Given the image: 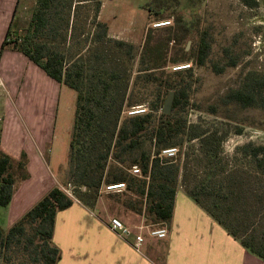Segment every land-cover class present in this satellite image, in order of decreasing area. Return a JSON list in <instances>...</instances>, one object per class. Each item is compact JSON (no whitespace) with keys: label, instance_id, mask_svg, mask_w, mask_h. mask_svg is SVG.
Instances as JSON below:
<instances>
[{"label":"trees","instance_id":"obj_1","mask_svg":"<svg viewBox=\"0 0 264 264\" xmlns=\"http://www.w3.org/2000/svg\"><path fill=\"white\" fill-rule=\"evenodd\" d=\"M252 1L245 0L251 7L254 6ZM84 2L95 3L97 12L103 4L102 0H37L23 32L17 30L12 21L0 49V58L8 47L23 53L50 78L77 95L68 166L70 179L81 191L72 197L54 186L8 230L0 226V247L4 250L17 243L20 245L28 226L33 227L34 234L26 238L27 245L23 246H33L36 255L44 261L42 264H57L61 258L60 248L53 242L57 214L70 208L76 200L94 210L110 185L124 183L126 190L108 193L109 200L129 212L144 215L151 221L146 225L169 228L183 177L185 144L198 140L203 156L213 164L226 137L218 129L188 120L193 65L167 70L169 62L205 65L211 51L206 36L199 38L195 50L188 52L183 47L192 35L193 25L177 12L167 13L179 5L178 0H151L145 5L163 21L173 18L174 24L148 30L140 52L138 79L156 84L159 93L148 111L137 115H124V112L147 104L144 99L127 97L128 84H124L118 71H99L103 67H91L92 73L80 54L73 52L72 42L82 44L75 20L79 16L78 5ZM94 25L95 41L108 37V23L95 19ZM110 41L115 49H125L133 55V44L120 39L110 38ZM236 63L231 60L228 65ZM170 90L175 92L172 111L158 114L163 108L161 94ZM222 101L245 108L258 103L264 105V74L250 71L243 85L229 91ZM241 132L239 129L238 133ZM171 148L178 149L174 156L163 153ZM243 150L244 155L254 161L256 175L237 169L216 171L196 181L188 193L243 247L264 259V189L262 183L259 184L264 178V145L247 144ZM25 157L14 158L0 151L2 207L12 202L16 183L29 178ZM134 166L140 169V175L133 174Z\"/></svg>","mask_w":264,"mask_h":264},{"label":"rangeland","instance_id":"obj_2","mask_svg":"<svg viewBox=\"0 0 264 264\" xmlns=\"http://www.w3.org/2000/svg\"><path fill=\"white\" fill-rule=\"evenodd\" d=\"M102 1L99 12L93 2L78 5L79 16L75 20V27L82 44L76 40L72 42L73 52L84 59L87 70L103 67L99 71H118L124 84H128L127 97L144 99L149 109L159 91L156 84L138 79L140 52L149 29L159 30L165 26L157 24L168 21L174 24V19L163 21L158 14L148 11L145 5L151 0ZM178 1L179 5L167 13L177 12L193 25L192 35L183 47L188 52L195 50L199 38L206 36L211 51L205 65L169 62L167 70L175 71L193 65L194 81L189 91L191 108L187 113L188 120L226 134L220 155L213 164L203 156L198 140L185 144L184 178L181 176L179 187L188 192L196 181L216 171L237 169L249 171L253 176L257 174L254 161L244 155L243 147L247 144L264 145V105L258 103L245 108L238 103L227 104L222 100L229 91L243 85L250 71L264 74V0H253L252 7L245 0ZM36 4L37 0H21L13 18L17 30L23 32L26 28ZM95 19L103 20L110 26L108 37L100 42L93 37ZM110 38L133 44V55L130 56L125 49H115ZM231 60H236L235 66L228 65ZM55 84L43 72L41 75H31L19 93L13 88L10 93L4 91L7 101L0 105V151L7 153L11 150L18 158L25 155L29 173L28 179L16 183L15 201L7 207L0 206V226L5 230L41 199L37 201L36 197L51 183L72 197L81 191V187L70 179L68 166L77 95L61 85L62 93L59 90L60 96H57ZM171 91L174 90L161 94L163 108ZM132 108L124 115H129ZM163 108L158 114L164 113ZM239 129L242 130L240 134ZM260 183L264 189V178ZM117 192L105 189L96 205L99 216L98 212L102 210L105 220L117 217L128 226L151 224L144 215L129 212L107 198L108 193ZM33 234V227L28 226L20 245L14 244L6 250L0 247V264L44 263L33 246H23L27 245L26 238ZM145 235H148L147 232ZM163 253L160 249L153 255L157 254L159 258L163 257Z\"/></svg>","mask_w":264,"mask_h":264},{"label":"crops","instance_id":"obj_3","mask_svg":"<svg viewBox=\"0 0 264 264\" xmlns=\"http://www.w3.org/2000/svg\"><path fill=\"white\" fill-rule=\"evenodd\" d=\"M20 2L21 0H0V49ZM42 71L23 53L6 48L0 58V105L7 101L4 91L10 93L13 88L19 93L31 75H41L44 72ZM55 83L57 96H60L59 90L62 93L63 87L57 81ZM7 153L18 158L11 150ZM54 186L51 183L44 187L36 200L42 198ZM15 196L16 194L12 202L15 201ZM96 208L97 206L91 210L76 200L70 208L57 214L53 233V242L61 251L57 264L264 263V259L243 247L239 240L229 234L180 187L168 236L153 237L146 230L148 235L144 232L145 241L140 250L133 246L134 237L125 239L114 232L109 225L111 218L105 220L103 211L98 212L101 217L96 213ZM160 249L164 255L157 258V254H153L160 252Z\"/></svg>","mask_w":264,"mask_h":264},{"label":"built area","instance_id":"obj_4","mask_svg":"<svg viewBox=\"0 0 264 264\" xmlns=\"http://www.w3.org/2000/svg\"><path fill=\"white\" fill-rule=\"evenodd\" d=\"M171 21L168 22H162L161 24H157V26H165L170 24ZM189 65L184 66L188 67ZM181 69V68H180ZM148 111V107L146 105H138L134 106L132 110L129 111V115H137V114H144ZM178 149L176 148H171L164 150L163 153L168 155V156H174L177 153ZM133 174L135 175H140L141 171L137 166H134L132 169ZM106 190L108 191H118L122 192L126 190V185L124 183L120 184H114L107 186ZM72 196V195H70ZM110 228L118 233L121 237L127 239L129 237H134L135 242L133 243V246L137 249L140 250L141 246L143 245L145 241V235L144 232L147 230L148 234L153 236V237H158V238H166L169 234V229L166 227L158 228L154 227L152 225H138V226H128L126 225L120 218L113 217L111 218L109 222ZM264 264V263H263Z\"/></svg>","mask_w":264,"mask_h":264},{"label":"water","instance_id":"obj_5","mask_svg":"<svg viewBox=\"0 0 264 264\" xmlns=\"http://www.w3.org/2000/svg\"><path fill=\"white\" fill-rule=\"evenodd\" d=\"M189 45H190V43H189ZM174 97H175V92L171 91L169 96H168V98L165 101V105H164V108H163V112L165 114H170L171 113Z\"/></svg>","mask_w":264,"mask_h":264}]
</instances>
